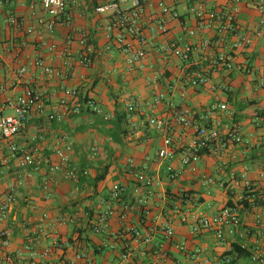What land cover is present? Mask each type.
Masks as SVG:
<instances>
[{
    "label": "crops",
    "instance_id": "obj_1",
    "mask_svg": "<svg viewBox=\"0 0 264 264\" xmlns=\"http://www.w3.org/2000/svg\"><path fill=\"white\" fill-rule=\"evenodd\" d=\"M41 1L0 0V116L7 111L13 114L9 101L27 89L45 95L43 114H34L11 140L0 135V205L9 193L16 198L2 223L10 236L8 246L0 242V253H11L18 264L44 262L43 251L48 247L52 248L50 264L68 260L76 264H213L235 244L251 255H264V12L256 9L258 0H206L207 9L238 6L237 24L253 42L231 53L235 67L240 65L243 70H213L209 83L194 87L184 84L187 63L162 53L166 44L182 40L184 45L193 46L196 51L192 61L205 67L213 56L230 52V43L213 50L199 48L202 39L215 38L216 29L197 30L192 11L197 0L148 1L144 20L147 58L134 68L127 66L121 52L112 47L107 50L114 45L116 34L107 36L103 27L109 17L97 14L94 5L83 0L84 6H72L73 28L58 24L49 30L50 15ZM160 2L180 14L169 22L166 35L151 32L163 17ZM11 17L19 24L11 23ZM76 29H86L93 46L92 62L87 67L80 63L84 47ZM189 29L197 30L196 35L190 36ZM139 47L135 42L134 48ZM36 59H42L55 73L42 74L35 66ZM23 67L26 71L20 75ZM68 88L78 90L80 100H95L109 118L85 107L81 113L66 112L61 102L66 100L72 108L78 99L65 94ZM157 93L165 98L155 105ZM176 96L180 98L178 103L174 101ZM133 100L137 110L129 114L127 105ZM180 103L200 113L213 104L226 103L228 110H219L214 119L222 120L223 129L235 124L248 143L232 144L220 155L206 152L193 166L184 167L178 180L170 179L168 166L181 168L183 145L195 130L185 129L180 135L182 141L176 136L174 156L160 159L158 151L164 147V138L149 120L170 115ZM52 113L63 114L62 120L49 121ZM64 137L74 143L72 164L88 171L78 181L65 179L46 163L31 170L28 177L9 150L12 142L20 146L37 144L45 159L57 162L54 149ZM93 146L98 150L94 157ZM131 164L157 178L150 197L145 188L135 191V180L129 173ZM103 173L105 178L96 182ZM51 178L54 180L46 193L43 184ZM116 182L126 186L123 202L134 206L127 221L113 217L103 234L92 232L81 221L68 225L57 222L64 213L100 212L101 199L109 197ZM141 198L146 203L140 204ZM244 199L248 206L241 203ZM231 204L239 208V232L227 234L226 240L220 241L214 231H192L195 217L213 216ZM44 213L49 215V224L40 227ZM168 225L174 230L172 238L165 234ZM127 227L140 230L151 241H136L133 233L125 230ZM77 236H81L79 240ZM29 237L37 239L30 243ZM56 239L68 240L70 246L58 249L54 247ZM77 250L86 253L85 259H76ZM250 257H237L235 264H250Z\"/></svg>",
    "mask_w": 264,
    "mask_h": 264
},
{
    "label": "built area",
    "instance_id": "obj_2",
    "mask_svg": "<svg viewBox=\"0 0 264 264\" xmlns=\"http://www.w3.org/2000/svg\"><path fill=\"white\" fill-rule=\"evenodd\" d=\"M94 5V10L97 14L109 17V21L104 25L105 32L108 37H112L114 33V45L108 46L121 52L125 57V62L129 68L142 63L147 58L145 46L147 45V38L144 30V20L146 16L147 4L149 0H87ZM177 3H186L188 0H176ZM42 8L50 15V21L47 24L49 30H53L58 24H63L67 28H73V12L72 6H84L83 0H42ZM124 5H128L124 8ZM159 7L162 10L163 17L159 19L156 26L151 28L153 34L166 35L169 32L168 24L171 20L180 17L177 11H172L164 2H160ZM256 9L264 12V0H258L255 3ZM198 21V29L202 30L206 27H214L216 29V36L213 39H202L199 45L200 49L213 50L216 47H225L230 43V52L222 51L220 55L213 56L208 67L200 65V63L192 61V55L196 51L193 46L183 44L182 40L166 44L162 48V53L168 57H176L182 62L187 63V70L185 74V85L200 86L210 82V73L213 70H243V67L235 65L232 62L231 53L233 50L244 49L249 47L253 40L246 31H242L237 24V14L239 12L238 6L223 7L221 9H207L206 0H197V4L192 9ZM13 24H19L15 17L10 18ZM264 25V19L261 21ZM195 29H189L190 36L197 33ZM80 44L84 47V52L80 58V63L87 67L91 64V55L93 53V46L89 43V33L86 29H76ZM139 43L138 49L134 48V43ZM35 66L38 67L45 76H52L55 71L53 68L47 66L42 59L35 60ZM26 68L20 69L19 74L23 75ZM247 72L250 69L246 68ZM157 78V77H156ZM65 94L78 98V90L66 89ZM44 93L37 89H27L21 96L8 103L14 113L10 115L0 116V135L3 139L11 140L16 137L26 126L28 120L34 114H43L45 111ZM165 98L163 93H157L154 104L157 105ZM65 111L73 113H81L84 107L92 110L97 114H101L105 119V115L93 99L80 100L72 108L68 107L67 101L61 102ZM129 114L137 110V103L135 100L127 105ZM227 111L226 103H218L211 105L206 111L199 112L190 109L180 103L179 106L174 107L173 111L168 116L153 117L149 120L150 126L155 128L164 138V147L158 151L160 159L172 158L174 156L173 147L175 146V137L177 136L182 141L181 133L188 128H194L195 133L192 138L183 145V154L181 157V168L176 169L168 166L167 171L169 178L176 181L183 173L184 167L193 166L197 163L204 153L210 152L213 155H220L232 144L248 143L241 136L239 129L235 124L231 127L226 126L222 128V120L214 119V114L218 111ZM65 114V113H64ZM63 118L61 113H52L48 115L49 121L60 122ZM10 153L18 161V167L26 172L28 177H31V170H37L45 163L49 165L50 170L55 173H60L65 179L78 181L81 176L87 175V170H82L72 164V154L74 153V143L68 137L61 140V145L55 147L54 155L57 157V162H51L45 159L41 154L40 146L29 145L20 146L12 142L9 145ZM97 146L91 148L92 157L97 154ZM130 175L135 180V191L139 192L145 188L148 196L153 194V187L156 186L158 180L142 170H138L133 164L130 165ZM53 178L47 180L43 184V189L46 193L49 192L50 184ZM247 187L250 188V183L246 181ZM126 192V186L122 183L116 182L112 185L108 198L101 199L100 204L103 209L95 215H91L88 211L83 215L78 213H64L57 217V222L61 225L74 224L76 222H83L96 234H103L110 228L111 219L118 216L123 222L127 221L129 213L134 209L133 205L123 202V195ZM16 198L14 194L9 193L6 199L0 205V242L2 246H8L10 232L2 223L7 218L12 205ZM140 204L146 203L145 198L140 199ZM195 223L192 225L194 233L200 230L214 231L220 241L226 240L227 234H234L241 229V219L239 208L237 205L226 206L213 216H200L194 218ZM40 227H46L49 224V215L42 214L39 219ZM126 231L133 233L136 241H143L149 243L150 237H144L142 232L133 227H127ZM249 233V230H246ZM165 234L168 238L174 235L173 228L168 225L165 229ZM37 238L29 237L30 243ZM70 246L68 240L56 239L54 247L58 249H66ZM184 248V247H181ZM52 248L48 247L43 251L44 262L40 264H50L49 256ZM76 259H85L86 253L83 251H76ZM238 257L237 253H227L221 259L215 261L213 264H232L233 260ZM250 264H264V255L255 252L251 255ZM0 264H18L13 255L9 252L0 253ZM34 264V263H33ZM65 264H76L75 260H68Z\"/></svg>",
    "mask_w": 264,
    "mask_h": 264
},
{
    "label": "trees",
    "instance_id": "obj_3",
    "mask_svg": "<svg viewBox=\"0 0 264 264\" xmlns=\"http://www.w3.org/2000/svg\"><path fill=\"white\" fill-rule=\"evenodd\" d=\"M104 178H105V174L103 173V174L98 175L95 180L96 182H98V181L103 180ZM241 203H243L244 206H248V201L246 199H244ZM231 206L233 205L231 204ZM80 237L81 236H77L76 237L77 240H79ZM230 253H237L238 257H250L251 256L250 252L246 248H242V246L239 244H235L233 246V249L230 251ZM232 264H235V260H233Z\"/></svg>",
    "mask_w": 264,
    "mask_h": 264
},
{
    "label": "rangeland",
    "instance_id": "obj_4",
    "mask_svg": "<svg viewBox=\"0 0 264 264\" xmlns=\"http://www.w3.org/2000/svg\"><path fill=\"white\" fill-rule=\"evenodd\" d=\"M179 99H180V98H179L178 96H176L175 99H174V101H175L176 103H178V102H179ZM5 114H7V115H8V114H12V112H11V111H7Z\"/></svg>",
    "mask_w": 264,
    "mask_h": 264
}]
</instances>
